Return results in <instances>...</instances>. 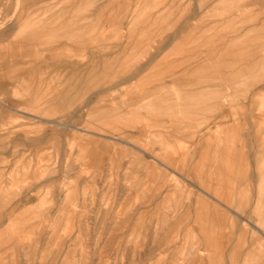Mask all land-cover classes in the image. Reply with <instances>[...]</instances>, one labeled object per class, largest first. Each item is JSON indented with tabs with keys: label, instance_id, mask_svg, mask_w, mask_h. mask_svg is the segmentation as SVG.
<instances>
[{
	"label": "rangeland",
	"instance_id": "obj_1",
	"mask_svg": "<svg viewBox=\"0 0 264 264\" xmlns=\"http://www.w3.org/2000/svg\"><path fill=\"white\" fill-rule=\"evenodd\" d=\"M0 264H264V0H0Z\"/></svg>",
	"mask_w": 264,
	"mask_h": 264
},
{
	"label": "crops",
	"instance_id": "obj_2",
	"mask_svg": "<svg viewBox=\"0 0 264 264\" xmlns=\"http://www.w3.org/2000/svg\"><path fill=\"white\" fill-rule=\"evenodd\" d=\"M110 6H113L112 5V3H110ZM122 18L123 17H120V18H118L117 19V17H115V15H114V17H113V14H110V16H109V19H112V20H114V21H122ZM185 30V29H184ZM188 31V34L186 35V37H183L182 39L183 40H186V42L187 43H189V44H193L192 45V47H191V51L193 52V53H196V50L198 49V48H201L202 46H203V36H194V35H192V33H191V30L190 29H188L187 30ZM204 34H205V37H206V31H204L203 32ZM174 37H175V35H174ZM174 37H172V39L174 38ZM164 43L160 46V48L162 49L163 47H164ZM166 46H167V44H166ZM181 46H183V45H180V42L178 43V44H176V46H175V50H178V51H176L175 53H177V54H182V52H184V49H180L179 47H181ZM127 49V46L126 47H124V50H126ZM160 49V50H161ZM125 52V51H124ZM117 59V58H116ZM143 70V68H142V66L141 65H139L138 63H135V64H133L131 67H129L128 68V71H127V74L122 78V79H124V78H127V77H129L128 76V73L130 72V73H132V72H134V73H136L135 74V76L133 77L134 79H136V76H137V74L139 73V72H141ZM203 70H206V66L204 67V66H202L201 68H199V69H186L185 71H183V72H181L180 73V75H178V74H175L174 76H173V79L174 80H180V79H186V78H188V76H194V75H196L198 72H201V71H203ZM150 90L151 91H153V89H152V87H150ZM150 91V94H151V97H152V99H151V107H152V110L154 109V108H156L157 106H158V104H159V99L157 98V96H153L154 95V92H151ZM148 92V91H147ZM132 103V102H131ZM131 103H129V104H131ZM167 106H169V107H171V104H167Z\"/></svg>",
	"mask_w": 264,
	"mask_h": 264
}]
</instances>
